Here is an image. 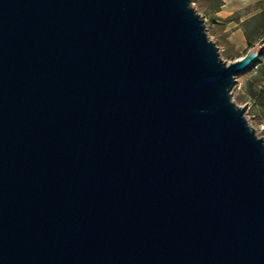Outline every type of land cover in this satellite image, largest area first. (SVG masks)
Returning a JSON list of instances; mask_svg holds the SVG:
<instances>
[{
	"label": "water",
	"instance_id": "obj_1",
	"mask_svg": "<svg viewBox=\"0 0 264 264\" xmlns=\"http://www.w3.org/2000/svg\"><path fill=\"white\" fill-rule=\"evenodd\" d=\"M190 0H0V264H264V141Z\"/></svg>",
	"mask_w": 264,
	"mask_h": 264
},
{
	"label": "rangeland",
	"instance_id": "obj_2",
	"mask_svg": "<svg viewBox=\"0 0 264 264\" xmlns=\"http://www.w3.org/2000/svg\"><path fill=\"white\" fill-rule=\"evenodd\" d=\"M190 6L225 63L250 49L258 52L254 65L235 76L230 96L235 105L248 107L250 125L264 140V0H190Z\"/></svg>",
	"mask_w": 264,
	"mask_h": 264
},
{
	"label": "built area",
	"instance_id": "obj_3",
	"mask_svg": "<svg viewBox=\"0 0 264 264\" xmlns=\"http://www.w3.org/2000/svg\"><path fill=\"white\" fill-rule=\"evenodd\" d=\"M240 107H244V106H240ZM244 108H246L245 109V112H244V117H245V119H246V121H247V123L250 125V121H251V117H249V115L247 114V110H248V107H244ZM251 126V125H250ZM252 128V127H251ZM253 130H254V132H256V130L253 128ZM256 135H257V133H256ZM258 137V136H257ZM262 140H263V138H261ZM264 141V140H263Z\"/></svg>",
	"mask_w": 264,
	"mask_h": 264
},
{
	"label": "trees",
	"instance_id": "obj_4",
	"mask_svg": "<svg viewBox=\"0 0 264 264\" xmlns=\"http://www.w3.org/2000/svg\"><path fill=\"white\" fill-rule=\"evenodd\" d=\"M264 44V43H263ZM254 65V63L252 64V66Z\"/></svg>",
	"mask_w": 264,
	"mask_h": 264
},
{
	"label": "bare ground",
	"instance_id": "obj_5",
	"mask_svg": "<svg viewBox=\"0 0 264 264\" xmlns=\"http://www.w3.org/2000/svg\"><path fill=\"white\" fill-rule=\"evenodd\" d=\"M238 60V59H237ZM252 127V126H251ZM253 128V127H252Z\"/></svg>",
	"mask_w": 264,
	"mask_h": 264
}]
</instances>
